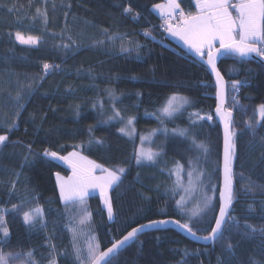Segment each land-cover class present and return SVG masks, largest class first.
Listing matches in <instances>:
<instances>
[{
  "label": "trees",
  "instance_id": "16d2710c",
  "mask_svg": "<svg viewBox=\"0 0 264 264\" xmlns=\"http://www.w3.org/2000/svg\"><path fill=\"white\" fill-rule=\"evenodd\" d=\"M163 2L165 0H0V5H15L18 9L10 13L0 7V134L8 135L5 146L0 147V208L11 209L21 202L18 194L23 193L25 184L17 183L16 194L9 195V181L16 179L14 172L21 173L20 180L27 181L26 186L34 190L35 197L19 213H6L11 238L0 244V250L22 254L19 259L10 260V264H21L29 251H33L37 264H50L53 258L56 264H77L71 249L69 221L67 215L61 216L65 205L59 200L54 175L57 172L67 175L70 170L60 162L35 155L45 148L62 155L80 151L105 168L126 169L111 193L116 212L113 221L107 219L99 195H91L85 202L91 213V229L101 250L138 224L149 220L184 222L186 219L175 206L179 194L173 196L170 191L175 175L169 177L161 170L172 168L176 161L186 166L187 159L198 153L188 151L189 144L183 138L170 134L162 144L165 154L154 165L137 166L133 158L140 137L160 126L151 115L159 104L150 101H158L172 92L187 96L192 106L182 118L168 120L169 126L178 128L188 127L190 113H214L217 104L215 80L206 64L165 31L161 27L162 19L151 11L153 5ZM177 2L185 13L196 12L195 0ZM127 6H131L132 13L124 14ZM45 7L47 23L36 16V9ZM105 29L108 35L119 33L123 39L108 42L103 34ZM145 29L150 36L145 37ZM17 31L25 36L40 37V43L20 44L15 40ZM121 44L126 47L139 44L140 47L138 51L122 53ZM44 63L54 67L45 73ZM219 68L228 83V107L236 114L234 128L239 133L245 129L246 122L257 124L255 137L245 131L237 139L239 158L234 163V189L238 199L231 215L238 218L241 226L247 223L258 228L264 226V219L260 218L264 193L256 187L255 192L245 195L242 188L249 180L254 186L264 185V161L261 160L264 149L259 147L264 137V121L257 110V106L264 104V64L225 55ZM233 80L246 83L238 92H233L229 87ZM20 85L25 86L20 101L23 108H18L14 99ZM233 96L239 106H233ZM113 105L123 119L109 121L114 115ZM133 116L136 117L135 135L130 138L118 129L125 127L127 118ZM13 123L14 128L10 127ZM89 125L93 126L91 133ZM194 131L198 133L197 140L210 149L205 164L209 168L205 169L211 174V184L218 187L223 148L221 126L214 116L213 121L202 122V127ZM92 137L103 139L104 144L89 146ZM253 140L256 146L249 147ZM29 144L33 155L25 164ZM37 204L45 209L46 228L39 224L30 228L23 223V211ZM248 204H253L255 213H247ZM212 215L209 213L202 221L194 222V229L208 228ZM130 218L134 222L125 227ZM244 231L243 227L226 225L223 237L208 246L197 244L176 229L147 232L122 250L113 264H179L182 259L185 264H224L229 259L232 264H246L251 257L264 260L259 234L246 238L241 235ZM198 233L207 235L206 231ZM46 238H50L47 244ZM228 243L234 245L231 253L226 250ZM49 245H55V250ZM185 250L189 253L187 257Z\"/></svg>",
  "mask_w": 264,
  "mask_h": 264
},
{
  "label": "snow or ice",
  "instance_id": "6c2138e0",
  "mask_svg": "<svg viewBox=\"0 0 264 264\" xmlns=\"http://www.w3.org/2000/svg\"><path fill=\"white\" fill-rule=\"evenodd\" d=\"M5 7L11 13L18 11L15 5L7 7V5H0ZM31 7V4H29ZM194 7L195 13H185L180 9V4L177 0H166L164 3H158L152 6L151 11L157 13L159 17L164 20L162 27L174 37H178L188 47L189 51L195 56L200 58L208 67L209 71L215 76L214 87L216 88L217 104L214 113L202 115L200 111H195L189 114V125L186 128H173L169 130L165 126V120H175L182 118L183 113L188 107L192 106V101L187 97L182 96L176 92L167 94L166 96L158 98V101H150V103H157L159 106L151 113L156 118L160 127L152 129L147 136H141V145L145 141H150L151 137L157 132L164 135H173L183 138L189 144L188 151L195 150L198 154L195 157H189L185 164L176 161L172 168L162 169V173H167L169 177L175 175L176 179L170 189L173 196L177 194V189H181L188 195H181L180 199L175 200V206L178 213L185 217V222L181 220H149L145 224H138L136 227H131L120 239H113L110 247L105 250H100V245L94 240H89L86 247V254L80 245V237L84 234V226L90 222L91 213L87 211L85 202L94 191L98 190L99 196L103 202L104 210H106L107 219L113 221L115 219V209L112 199V191L119 185L123 175L126 172L124 167L115 169L104 168L96 164L94 161L89 160L80 152L72 151L66 156L60 155L56 151H51L47 148L42 152L35 153L50 162H64L72 170L69 177H63L59 172L55 173V186L58 189L59 200L65 205L64 213L61 216L67 215L69 221L68 231L72 233L71 249L77 264H113L119 253L126 247L135 242L136 238L143 234L146 230H152L157 225H165L174 223L177 227L187 232L190 236L196 237L197 240L206 242H215L217 239L223 237L226 225H233L237 228L243 227L245 231L241 233L246 238L251 236L255 237L257 234L261 237L260 251L264 253V226L255 227L245 223L241 226L237 217L232 216L231 213L235 210L234 203L237 201V194L234 189V163L238 160L237 139L242 136L245 131L250 132L253 137L256 135L257 124L251 121L246 122L245 129L237 132L234 128V119L232 108L225 107L226 98V82L221 71L217 67V59L219 56L230 53L239 57H247L252 53L264 57V0H239L238 3L232 4L231 0H195ZM178 11V15H176ZM235 11V15H233ZM124 14L132 13L131 6L123 9ZM36 16L43 18L47 23L48 11L45 7L43 10L36 9ZM139 16V13H136ZM35 18V17H34ZM178 20V23H172L173 20ZM107 41L114 43L117 39H123L121 34L114 33L108 35L107 30L103 31ZM145 37L151 33L145 29ZM15 40L22 45H37L40 43V37L28 35L25 36L22 32L15 33ZM97 43L103 44L104 41ZM132 45L133 42L129 41ZM217 45H219L217 47ZM64 47H67L65 45ZM140 45L126 47L123 44L120 46L122 53H130L138 51ZM206 56V60L204 57ZM53 65L48 63L43 64V70L47 73ZM58 67V66H57ZM232 70H230L231 72ZM245 81L233 80L230 83V89L233 92H238L240 87L245 85ZM31 87V84L27 86ZM25 86L20 85L17 89L16 96L14 97L18 108H23L24 105L20 103L23 99ZM31 95V92H28ZM112 95L111 93L109 94ZM139 95V94H138ZM233 106H239V101L235 96L232 97ZM95 107V105H94ZM101 107H103L101 103ZM260 119L264 121V104L257 106ZM112 117L113 119H123L119 111L113 105ZM19 115V113H17ZM195 119H192V117ZM214 116L219 119L223 125V154H222V167L218 168L221 175V182L219 186L210 183L205 184V179L208 178L207 170L201 167L202 164L207 163V154L210 149L203 141L197 140V135L194 131L198 126L202 127V122H211ZM136 117H128L125 127L118 129V132L129 136L130 138L135 135L134 121ZM108 121H101L100 123H107ZM15 123L10 127L14 128ZM130 129V131H129ZM93 126L89 125L88 131L91 133ZM8 141L7 134H0V147L5 146ZM83 143V142H82ZM96 144L102 146L103 139L92 137L88 141V145ZM255 140L249 142V147H255ZM28 155L25 156V164L29 163V156L33 155L31 144L28 146ZM259 147L264 149V137H261ZM163 146L159 150L153 151L151 149L145 150L142 146L134 148L133 158L137 166L141 165H154L160 157L164 155ZM261 160L264 161V152H261ZM99 173V174H97ZM183 174L187 176V185L184 184ZM15 180L9 181L11 189L9 195L16 194V184H25L23 193H19V205H12L11 209L0 208V244L7 243L11 238V233L7 227L6 213L14 212L19 213L25 204L31 203L34 199V190L29 189L27 181H21L20 172H14ZM243 179V173L240 174ZM259 187L261 193H264V185L254 186V183L249 180V184L242 188V192L247 195L256 191ZM159 190V186L157 189ZM199 192L200 199L192 207H189L191 202V193ZM218 193V196H217ZM144 199H150L145 197ZM69 205L76 206L69 208ZM261 219H264V201L260 202ZM58 211V210H49ZM247 213H255L256 208L253 204H248ZM212 213L211 220L208 228H195L194 222L202 221L203 218L208 217ZM139 215V213H137ZM22 220L26 226L34 228L37 224L46 228L47 222L45 220V209L42 205L37 204L34 208H29L22 213ZM134 220L131 218L124 225L127 227ZM210 228V231L208 230ZM206 231L207 235L198 236V232ZM46 238L45 243L47 244ZM52 250H55V245H49ZM234 245L228 243L226 250L232 252ZM21 253H5L0 250V264H10V260L19 259ZM26 260H22L21 264H37L33 258V251L26 254ZM189 253L185 250L184 256L187 257ZM50 264H56L53 258ZM179 264H185L182 259ZM224 264H232L229 259ZM246 264H264V260H257L254 257L249 258Z\"/></svg>",
  "mask_w": 264,
  "mask_h": 264
},
{
  "label": "rangeland",
  "instance_id": "374dc122",
  "mask_svg": "<svg viewBox=\"0 0 264 264\" xmlns=\"http://www.w3.org/2000/svg\"><path fill=\"white\" fill-rule=\"evenodd\" d=\"M236 1V2H235ZM165 2H166V0H165ZM235 2V3H234ZM239 2V0H231V3L232 4H236V3H238ZM164 3V2H163ZM236 13H235V11H233V15H235ZM183 96V95H182ZM185 97H187V96H185ZM188 98V97H187ZM169 121H174V120H169ZM127 123V122H126ZM165 126L169 129V130H171V129H173V128H177V127H174V126H169V123H168V120H165ZM160 127V126H159ZM158 128V127H157ZM148 134H143L142 136H147ZM170 135V134H169ZM169 135H164L163 133H161V132H157L154 136H152L151 137V140L150 141H145L144 143H143V145H141V140H140V145H139V147H143L145 150H148V149H151V150H153V151H156V150H159L160 148H161V146H162V144L164 143V141H165V139L169 136ZM138 147V148H139ZM77 152H80V151H77ZM83 156H85V154H83L82 152H80ZM60 155H62V154H60ZM67 155V154H66ZM66 155H62V156H66ZM89 160H91V161H94L96 164H98V165H101L102 167H104L101 163L99 164V162L98 161H96V160H94V159H92L91 157H88V156H86ZM60 163H62V164H64L69 170H70V173L69 174H67V175H65V174H63V173H60L61 174V176H63V177H69V176H71V174H72V170H71V168L66 164V163H64V162H60ZM212 166L214 167V169H215V164H214V162L212 163ZM185 167H187V165L185 166ZM201 167H203L204 169H205V167L206 168H209V167H207L205 164H202L201 165ZM105 168V167H104ZM210 171H211V168H210ZM214 171V170H213ZM216 171V170H215ZM97 174H99V173H97ZM212 174H214L215 175V173L213 172ZM210 175L211 174H208V178H206L205 179V184H208L209 183V181H210ZM214 175L213 176H211V178H213L214 177ZM182 176H183V181H184V184L185 185H187V176H186V174H183L182 173ZM210 183H211V181H210ZM213 184V183H212ZM213 185H215V184H213ZM177 193L179 194V196H181V195H188V194H186V193H184L181 189H178L177 190ZM99 195V193H98V190H96V191H94L93 192V194L92 195ZM191 195V202L189 203V207H192L195 203H197L198 201H199V199H200V195H199V192L197 191V192H193V193H191L190 194ZM91 197V196H90ZM180 199V198H179ZM102 201V200H101ZM102 204H103V202H102ZM184 222H185V219H184ZM92 228V224H91V218H90V222L88 223V224H86L85 226H84V234L80 237V241H82V242H80V245H81V247L83 248V251H84V253L86 254V252H87V247H86V245H87V243H88V241L89 240H94V241H96V242H98L97 241V239H96V235L94 234V232H93V230L91 229ZM81 243H83V244H81ZM101 250V249H100Z\"/></svg>",
  "mask_w": 264,
  "mask_h": 264
},
{
  "label": "water",
  "instance_id": "95a60500",
  "mask_svg": "<svg viewBox=\"0 0 264 264\" xmlns=\"http://www.w3.org/2000/svg\"><path fill=\"white\" fill-rule=\"evenodd\" d=\"M225 55H233V54L227 53V54H224V55L219 56L218 59H217V67H218V68H219V63H220L221 58H222L223 56H225ZM233 56H235V55H233ZM237 57H239V56H237ZM241 58H243L244 60L258 61V62H260L261 64H264V57L258 56V55L255 54V53H252V54H250V55L247 56V57H241ZM219 70H220V68H219ZM210 73H211V72H210ZM221 73H222V72H221ZM211 75H212V77H213L214 80H215V76H214L212 73H211ZM222 75H223V74H222ZM224 80H225V82H226L225 107H226V108H229V107H228V97H227V96L229 95V92H228V83H227V80H226L225 77H224ZM232 111H233V110H232ZM234 116H236V114H235V112L233 111V119H235ZM215 118H216V117H215ZM216 119H217L219 125L221 126L222 134H223V125H222V123L219 121L218 118H216ZM222 154H223V148H222ZM221 160H222V159H221ZM221 167H222V161H221ZM220 181H221V180H220ZM162 220H166V219H162ZM172 220H175V219H172ZM176 220H177V219H176ZM182 223H183V222H182ZM163 229H176V230L180 231V232L182 233V235L186 236L187 238H189L190 240L196 242L197 244H202V245H206V246H208V245H211V244L213 243V242H206V241H203V240H197L196 237L190 236L187 232H185V231H183L182 229H180L179 227H177L174 223H172V224H165V225H157V226H155L154 229H152V230H146L143 234H145V233H147V232L156 231V230H163ZM143 234H140L139 236H141V235H143ZM197 235H198V236H205V235H203V234H199V233H197ZM217 240H218V239H217Z\"/></svg>",
  "mask_w": 264,
  "mask_h": 264
},
{
  "label": "crops",
  "instance_id": "0c3cea01",
  "mask_svg": "<svg viewBox=\"0 0 264 264\" xmlns=\"http://www.w3.org/2000/svg\"><path fill=\"white\" fill-rule=\"evenodd\" d=\"M178 43H180L183 47H186L187 49H188V47L184 44V42L183 41H181L178 37H174V36H172ZM219 45H217V47H218ZM189 50V49H188Z\"/></svg>",
  "mask_w": 264,
  "mask_h": 264
},
{
  "label": "built area",
  "instance_id": "2783aa9c",
  "mask_svg": "<svg viewBox=\"0 0 264 264\" xmlns=\"http://www.w3.org/2000/svg\"><path fill=\"white\" fill-rule=\"evenodd\" d=\"M176 15H178V13H176ZM179 21L178 20H173L172 23H178ZM164 24V20H162V25ZM162 27V26H161Z\"/></svg>",
  "mask_w": 264,
  "mask_h": 264
}]
</instances>
